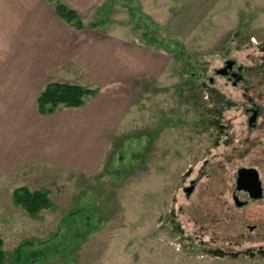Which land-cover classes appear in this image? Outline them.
<instances>
[{
	"label": "rangeland",
	"instance_id": "obj_1",
	"mask_svg": "<svg viewBox=\"0 0 264 264\" xmlns=\"http://www.w3.org/2000/svg\"><path fill=\"white\" fill-rule=\"evenodd\" d=\"M112 13L103 29L119 28L159 52L163 71L135 80L131 108L93 175L56 171L47 181L41 190L51 191L53 206L31 218L33 236L26 227L11 235L0 221L3 264H15L25 243L33 245L31 264H264V202L231 209L223 190L229 165L221 126L231 116L238 129L242 118L232 110L210 122L214 107L203 86L228 58L246 66L264 60V0H120ZM242 90L222 88L235 108L245 101ZM257 92L264 106V83L249 92L259 102Z\"/></svg>",
	"mask_w": 264,
	"mask_h": 264
},
{
	"label": "crops",
	"instance_id": "obj_2",
	"mask_svg": "<svg viewBox=\"0 0 264 264\" xmlns=\"http://www.w3.org/2000/svg\"><path fill=\"white\" fill-rule=\"evenodd\" d=\"M55 1L0 0V196L10 204L0 200V221L11 235L26 227L33 236L31 218L51 210L30 216L15 204L14 190L40 191L56 171L93 175L108 137L131 108L135 80L163 71L159 52L123 38L119 28L103 29L120 0H60L77 12L81 30L58 16ZM49 82L78 85L95 96L80 108L60 106L42 115L38 99Z\"/></svg>",
	"mask_w": 264,
	"mask_h": 264
},
{
	"label": "flooded vegetation",
	"instance_id": "obj_3",
	"mask_svg": "<svg viewBox=\"0 0 264 264\" xmlns=\"http://www.w3.org/2000/svg\"><path fill=\"white\" fill-rule=\"evenodd\" d=\"M260 49L261 52H264V44L260 45ZM260 65L264 66V60L253 66H246L239 64L233 58H228L203 83L207 89L206 98L212 101L214 107L210 122L216 121L218 115L220 119L224 118L225 112L229 113L232 110L238 111L240 120L242 118L238 129H235L234 125L237 118L231 116H228L225 119V124L221 126L227 149L225 161L229 165L228 173H225L224 177L223 190L229 191L230 208L238 211L246 210L255 203L264 202L263 97L257 92L259 102H256L254 101L255 97L249 94L250 90L256 91L264 83V71L259 70L258 72ZM250 67H255L257 70L252 73ZM261 74L262 76H260ZM260 78L262 80L259 81ZM199 79L202 80V78ZM230 85L233 89H244L242 94L245 101L240 108H235L237 102L222 91L223 87L227 88ZM190 188L191 191H195L194 186L185 187L183 191H189ZM236 197L240 198V203L245 204L239 206ZM257 227L253 225L249 226V229L254 231Z\"/></svg>",
	"mask_w": 264,
	"mask_h": 264
},
{
	"label": "trees",
	"instance_id": "obj_4",
	"mask_svg": "<svg viewBox=\"0 0 264 264\" xmlns=\"http://www.w3.org/2000/svg\"><path fill=\"white\" fill-rule=\"evenodd\" d=\"M54 9L58 16L71 27L78 30L85 28L77 12L69 9L60 0L55 1ZM90 27L95 28L97 24H91ZM93 96H95L93 90L85 89L78 85L49 82L40 93L38 99L39 112L42 115H50L55 113L60 106L80 108L89 97ZM13 200L30 216H36L41 211L51 209L53 206L47 191L40 190L32 192L25 186L14 190ZM32 246L29 243H25L17 247L15 251V264H31L27 260V255L30 252L29 250L32 249ZM4 255L3 240L0 238V264L4 262Z\"/></svg>",
	"mask_w": 264,
	"mask_h": 264
},
{
	"label": "water",
	"instance_id": "obj_5",
	"mask_svg": "<svg viewBox=\"0 0 264 264\" xmlns=\"http://www.w3.org/2000/svg\"><path fill=\"white\" fill-rule=\"evenodd\" d=\"M186 193H188V194H190V193H192V191H191V188L189 189V191H186ZM240 198L239 197H236V201H237V204L239 205V206H242L243 204H245V203H240Z\"/></svg>",
	"mask_w": 264,
	"mask_h": 264
}]
</instances>
